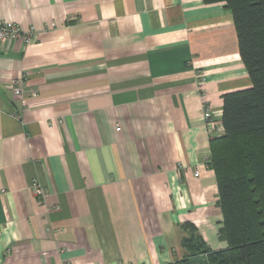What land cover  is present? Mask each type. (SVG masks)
<instances>
[{
	"label": "crops",
	"instance_id": "1",
	"mask_svg": "<svg viewBox=\"0 0 264 264\" xmlns=\"http://www.w3.org/2000/svg\"><path fill=\"white\" fill-rule=\"evenodd\" d=\"M0 20L34 31L0 41V264H170L187 222L227 247L211 140L252 85L231 10L0 0Z\"/></svg>",
	"mask_w": 264,
	"mask_h": 264
},
{
	"label": "trees",
	"instance_id": "2",
	"mask_svg": "<svg viewBox=\"0 0 264 264\" xmlns=\"http://www.w3.org/2000/svg\"><path fill=\"white\" fill-rule=\"evenodd\" d=\"M223 2L231 10L252 85L222 95L224 134L211 140L227 247L213 249L187 222L184 258L170 264H264V0Z\"/></svg>",
	"mask_w": 264,
	"mask_h": 264
},
{
	"label": "built area",
	"instance_id": "3",
	"mask_svg": "<svg viewBox=\"0 0 264 264\" xmlns=\"http://www.w3.org/2000/svg\"><path fill=\"white\" fill-rule=\"evenodd\" d=\"M34 37V31L33 28L30 30H24L20 24H17L15 22H4L0 20V41L4 40H15V39H20L26 44H29L32 42ZM25 80V76L22 78ZM21 79V81H22ZM204 80L201 79L200 81L202 82ZM12 88L15 96H21L24 90V86L18 85L17 80L12 81ZM204 99H207L206 94H203ZM208 104V107H206L204 111V117L208 122L213 121V111L211 109L210 103L206 101ZM219 132H223V128L221 126H217L216 128ZM198 175V174H197ZM34 192L36 196L38 197H44L45 195V190L42 187L41 184L38 182H35L33 185Z\"/></svg>",
	"mask_w": 264,
	"mask_h": 264
}]
</instances>
